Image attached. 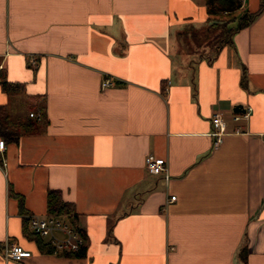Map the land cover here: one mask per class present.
Segmentation results:
<instances>
[{"label": "crops", "instance_id": "0c3cea01", "mask_svg": "<svg viewBox=\"0 0 264 264\" xmlns=\"http://www.w3.org/2000/svg\"><path fill=\"white\" fill-rule=\"evenodd\" d=\"M239 1L218 22L205 0H0V82L21 85L0 84V105L22 124L43 113L0 156V242L31 252L0 264H264V10L217 45L197 33L260 4ZM237 105L247 119L232 120ZM50 190L85 236L80 257L28 233Z\"/></svg>", "mask_w": 264, "mask_h": 264}, {"label": "built area", "instance_id": "2783aa9c", "mask_svg": "<svg viewBox=\"0 0 264 264\" xmlns=\"http://www.w3.org/2000/svg\"><path fill=\"white\" fill-rule=\"evenodd\" d=\"M30 65H35V60H29ZM114 79L111 77H103L100 83V89L105 90L114 86ZM29 116L39 120L40 116L37 112H30ZM247 112L243 110L242 113H237L232 116L233 121L240 119H247ZM212 137V146L215 148L221 142L223 135L226 133V121L223 115L219 112L213 113L210 120ZM235 131H238L236 129ZM5 142L0 138V156L5 150ZM145 169L152 175H163L167 179L166 161L161 157H154L147 155L144 159ZM175 196H170L168 202H173ZM26 226L28 232L45 239L46 243L51 247L52 254L60 255L65 253L77 252L84 244L85 240L76 227L71 224L63 216H55L47 214L45 216L26 215ZM0 251L6 260L20 261L23 258L31 256V252L24 249L21 245L10 243L8 240L0 242Z\"/></svg>", "mask_w": 264, "mask_h": 264}, {"label": "trees", "instance_id": "16d2710c", "mask_svg": "<svg viewBox=\"0 0 264 264\" xmlns=\"http://www.w3.org/2000/svg\"><path fill=\"white\" fill-rule=\"evenodd\" d=\"M205 3L207 5V10L210 14H217V12H220L222 10L231 12L237 9L238 7H240L239 0H205ZM215 9L217 10L215 11ZM263 10H264V0H260L259 8L257 9V11L253 13H247V12L243 13L238 18L236 27L229 29V33L231 34L235 30L246 25L249 21H251ZM224 40L225 38L223 39V41ZM0 84L2 89L6 93H10V94L16 93L21 89L20 84L8 83L6 81L0 82ZM37 113L39 114L40 116L39 120L41 121L43 118V113L42 112H37ZM31 119H33L34 121L32 123H27V124H22L20 122L13 121L11 119V116L9 114L6 105H0V138H2L4 142H13L16 141L23 134L34 132L35 130L34 125L36 126L37 121L39 120L35 118H31ZM47 213L50 215L63 216L65 218H69L68 220L71 224H73L76 219L74 212L71 208V205L69 203L62 201L60 193L55 190H50L47 192ZM76 229L79 233H81V235L85 240V236L81 232V230L78 228ZM28 233L30 234L31 237L35 239V242L41 251L48 254H52V249L46 243L45 240L31 234L30 232ZM84 250L85 247L83 245L77 252L60 254L59 256L80 257L84 254ZM243 251H245V249H243L241 252Z\"/></svg>", "mask_w": 264, "mask_h": 264}, {"label": "rangeland", "instance_id": "374dc122", "mask_svg": "<svg viewBox=\"0 0 264 264\" xmlns=\"http://www.w3.org/2000/svg\"><path fill=\"white\" fill-rule=\"evenodd\" d=\"M217 9H215L216 11ZM218 14V19L217 21L218 22H221V21H224L225 19H227L228 17H231L233 15H235L236 13L235 12H232L231 14H225V13H221V12H217ZM208 22V21H207ZM208 24H210V21L209 23H206L205 26L203 25H200V29H199V32L198 33V37L199 39L202 40V42H206L208 43V41L210 42H213V39H211L212 37L214 38V40L216 41L214 44H219L220 42L223 41L224 38H227L228 37V33H229V30L228 31H225L224 29H222L221 27H218L217 29H213L212 31L208 30ZM218 34V35H217ZM230 34V33H229ZM215 35H217V37H215ZM211 37V38H210ZM208 40V41H207ZM201 42V43H202ZM26 108H29V105H27ZM33 112V111H32ZM30 113V112H29ZM29 113H28V117L29 116Z\"/></svg>", "mask_w": 264, "mask_h": 264}, {"label": "water", "instance_id": "95a60500", "mask_svg": "<svg viewBox=\"0 0 264 264\" xmlns=\"http://www.w3.org/2000/svg\"><path fill=\"white\" fill-rule=\"evenodd\" d=\"M235 112H242L243 110L241 109V107L239 105H237L234 110Z\"/></svg>", "mask_w": 264, "mask_h": 264}]
</instances>
